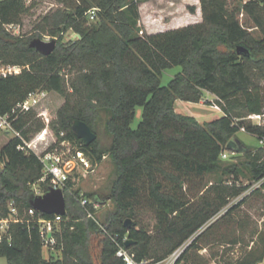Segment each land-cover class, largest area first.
I'll return each instance as SVG.
<instances>
[{
  "label": "trees",
  "instance_id": "16d2710c",
  "mask_svg": "<svg viewBox=\"0 0 264 264\" xmlns=\"http://www.w3.org/2000/svg\"><path fill=\"white\" fill-rule=\"evenodd\" d=\"M84 2L74 10L60 9L43 18L39 29L57 37L53 52L43 56L29 47L32 39L12 35L7 29L20 23L25 0H0V65L22 68L17 75L0 78V115L10 113L35 91L58 93L64 102L50 130L59 141L77 146L92 164L110 157L117 174L109 196L115 209L103 227L97 225L87 218L69 179L63 192L66 214L59 222L60 231L53 233L55 249L61 254L58 259H45L36 220L54 216L38 212L29 216L27 211L36 196L32 185L38 183L44 191L51 178L41 181L39 158L31 151L18 150L23 143L12 137L0 149V220L8 218L12 206L24 222L11 224L0 241V257L8 264H124L115 256L118 245L125 246L124 237L131 242L125 248L137 261L161 262L244 189L239 185L243 169L239 164H224L220 157L225 151L246 156L247 175L261 181L264 189V159L252 155L236 138L239 131L258 141L264 138V125L246 122L250 115L264 114V93L250 72L264 65V0H245L232 9L227 0H199L200 22L155 34L140 30L134 0H90V8ZM93 9L95 24L84 27ZM240 12L261 38H254L239 23ZM69 29L78 37L64 42ZM237 46L247 48L249 55H238ZM172 67H180L181 72L162 86L163 71ZM203 92L215 97L214 106L223 113L220 117L200 123L175 111L176 101L197 104ZM136 107L142 108V118L132 129ZM74 121L84 122L96 135L88 147L79 144L72 131ZM13 125L26 142L30 134L44 128L34 112L19 115ZM218 173L232 182H215L198 194L183 191L191 179ZM245 201L229 207L217 224L230 220ZM144 206L154 213L152 234L134 222L138 223ZM124 218L135 226L126 229ZM214 227L193 239L178 263L207 264L193 252ZM250 243L241 257L223 264L261 262L264 232ZM229 244L238 243L230 240Z\"/></svg>",
  "mask_w": 264,
  "mask_h": 264
},
{
  "label": "rangeland",
  "instance_id": "374dc122",
  "mask_svg": "<svg viewBox=\"0 0 264 264\" xmlns=\"http://www.w3.org/2000/svg\"><path fill=\"white\" fill-rule=\"evenodd\" d=\"M86 3H82L84 7L90 8V0H85ZM138 4L140 21L139 28L144 34H155L163 32L169 29H177L186 25L200 21V5L199 0H134ZM245 0H227L228 8L241 7ZM82 0H25L26 11L21 17V21L18 25L7 26L8 32L15 36H21L27 39H40L48 42L51 40H57V37H53L48 31L42 30V20L45 16L53 14L57 10H74ZM193 10V11H191ZM239 23L246 27L251 35L259 39L261 38L259 31L254 28L250 19L240 12L237 15ZM93 21L85 22L84 27H88ZM141 34V33H140ZM77 34L69 29L63 35L64 42H73L77 39ZM5 66V65H4ZM181 72L180 67H172L163 71L160 77V83L162 86H167L171 79ZM253 79L260 83L262 91L264 93V65L260 67H254L250 70ZM46 98L41 101L40 105L36 108L37 112H47L48 116L54 120L57 111L62 106L63 98L55 92H45ZM215 97L203 92L202 99L199 103H187L183 101L177 102V112L182 115L192 114L195 119L200 122H207L221 116L223 113L220 109L214 106ZM215 110V111H214ZM142 118V108H135V116L131 122V128L136 129ZM252 124L255 121H248ZM42 131V129H41ZM30 134V141L41 132ZM60 145L61 141L55 136L52 130H50ZM49 136V135H48ZM13 136L6 134L0 130V149L1 147ZM242 143H244L250 150L251 154H257L264 159V151L261 150V145L256 137L247 134L246 132L239 131L236 133ZM101 145L105 144L104 138L100 139ZM49 142H52V137L49 136ZM68 146L62 147L69 160L73 159L76 155L78 147L68 142ZM45 149V145L37 143V152L40 154ZM84 161L87 163V167L77 160L72 162L74 167L69 179L72 185L71 191L78 194V198H83L89 201V205L86 208L92 214L91 220L97 225L103 227L109 213L114 212V203L109 199L112 184L116 179V171L109 156H104L101 163L92 164L89 159L84 157ZM221 160L224 164H239L243 169V175L240 176L239 185L244 188L241 194L234 199H231L228 206L223 208L216 216L209 220L199 231L191 236L186 242H190L195 239L199 234L203 233L208 227L214 225V229L211 230L199 243V250H194L193 254L198 260H203L207 264H223L224 261L234 260L241 257V253H245L252 244L251 240H254L257 234L264 232V189L261 188V181H254L247 175L246 160L247 157L243 154L223 152ZM42 179H46L47 176L42 170ZM225 181L227 183L232 182L229 176L218 174L206 175L202 178H193L183 186V191L187 194H198V192L205 191L207 187L218 181ZM190 188V191L188 189ZM35 192L40 191L41 186L37 183L31 187ZM255 192V193H254ZM95 198L104 201L99 203L97 209L92 208V202L96 201ZM246 198L243 205L239 206L235 212L229 217L230 220L226 222H218L222 215L228 210L229 207L238 204V202ZM11 203H9V207ZM150 207H142L139 211V219L134 221L138 226H143L150 234L155 230L156 221L154 213L149 211ZM23 215H26L24 213ZM21 219V218H20ZM90 219V218H88ZM127 218H124V221ZM54 232L60 231L59 224L54 227ZM256 233V234H255ZM237 241V245H230L229 241ZM202 248V249H201ZM43 256L46 258V253L43 252ZM0 264H8L4 257H0ZM180 264H186L182 261Z\"/></svg>",
  "mask_w": 264,
  "mask_h": 264
},
{
  "label": "built area",
  "instance_id": "2783aa9c",
  "mask_svg": "<svg viewBox=\"0 0 264 264\" xmlns=\"http://www.w3.org/2000/svg\"><path fill=\"white\" fill-rule=\"evenodd\" d=\"M87 17L90 21H94L95 11L90 10L87 13ZM21 67L19 66H11V65H0V78H6L7 76L17 75L21 72ZM46 93L44 91H35L30 93L26 99L20 103H18L10 113L5 115H0V130L6 134H11L13 137L18 138L22 141V145L18 146L17 149L20 151H31L33 152L40 160L43 165V172L47 177L51 178L48 188L53 190H61L64 192L67 190V182L69 180V176L73 171L74 167L72 166L73 161L80 160L82 164L87 167V163L84 161L81 152H77L75 156H73L72 160L67 158L66 153L63 151L62 147L68 146V142L66 140L61 141V144L58 145L56 140H54V136L50 131V123L52 119L48 116L47 112H37L36 117L41 120L44 124V128L42 131L35 137L34 140L30 142H26L23 140L21 133L15 130L13 123L17 120L18 116L21 114H26L29 112L36 111V108L40 105L41 101L46 98ZM248 120L255 121L254 124L258 126L264 125V114L260 115H250L248 116ZM52 137V142H49V136ZM37 143L45 145V149L39 154L37 152ZM261 147H264V138L259 141ZM58 169V173L54 172L53 169ZM45 179H41L44 181ZM43 191L35 192V195H42ZM79 204L83 208H87L89 205V201L83 198H79ZM99 203L96 201L92 202V208L97 209L99 207ZM10 213L8 218L0 220V241L7 236L8 230L11 224L13 223H23L24 221L17 217V211L14 207H10ZM87 218H92L91 212L87 209ZM34 209L30 208L27 211L29 216H34ZM53 218L45 219V218H37L36 222L39 227V234L42 239L43 244V252L46 253V258L58 259L60 257V251L55 249V239L53 237L54 227L59 224L61 221L60 215H53ZM123 243L127 241L124 237L122 239ZM190 242L183 243L180 247L174 250L170 255H168L164 260L158 263H153L150 260H141L137 261L135 256L127 251L125 246L118 245V248L115 252V256L122 260L124 264H180L178 263L181 255L184 253L186 248L189 246ZM42 252V254H43ZM254 264H261V262H257Z\"/></svg>",
  "mask_w": 264,
  "mask_h": 264
},
{
  "label": "water",
  "instance_id": "95a60500",
  "mask_svg": "<svg viewBox=\"0 0 264 264\" xmlns=\"http://www.w3.org/2000/svg\"><path fill=\"white\" fill-rule=\"evenodd\" d=\"M56 46V41L51 40L48 42L42 41L40 39H32L29 43V47L35 49L37 52L43 56L50 55ZM236 52L238 55L244 54L249 55L250 51L243 47L237 46ZM72 131L76 135L79 144L83 147H88L96 140V135L90 130V128L81 121H74L72 125ZM3 170V164L0 162V173ZM29 205L32 209L40 214L53 216L60 215L64 216L66 214L65 209V198L61 190H53L50 188L44 189L42 195H37L29 201ZM135 224L130 219L124 221V227L126 229L134 227ZM131 244L130 241L125 242V247Z\"/></svg>",
  "mask_w": 264,
  "mask_h": 264
},
{
  "label": "crops",
  "instance_id": "0c3cea01",
  "mask_svg": "<svg viewBox=\"0 0 264 264\" xmlns=\"http://www.w3.org/2000/svg\"><path fill=\"white\" fill-rule=\"evenodd\" d=\"M200 17H201V12H200ZM200 21H201V18H200ZM200 21H199V22H200ZM195 23H197V22H195ZM192 24H193V23H192ZM169 30H170V29H169ZM177 102H178V101H176L175 104H174V108H175V111H176V112H177V110H176V109H177ZM214 111H215V110H214ZM177 113H178V112H177ZM188 116H192V114H188ZM219 117H220V116H219ZM194 118H195V116H194ZM216 118H218V117H216ZM234 260H235V259H234ZM261 264H264V257H263V259H262V261H261Z\"/></svg>",
  "mask_w": 264,
  "mask_h": 264
},
{
  "label": "clouds",
  "instance_id": "9594fccd",
  "mask_svg": "<svg viewBox=\"0 0 264 264\" xmlns=\"http://www.w3.org/2000/svg\"><path fill=\"white\" fill-rule=\"evenodd\" d=\"M53 171L58 173L59 170L54 168Z\"/></svg>",
  "mask_w": 264,
  "mask_h": 264
}]
</instances>
